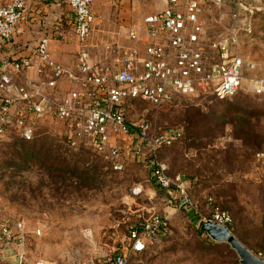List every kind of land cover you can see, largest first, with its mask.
<instances>
[{
	"label": "rangeland",
	"instance_id": "1",
	"mask_svg": "<svg viewBox=\"0 0 264 264\" xmlns=\"http://www.w3.org/2000/svg\"><path fill=\"white\" fill-rule=\"evenodd\" d=\"M200 1H205L208 26L219 35L236 31L241 56L263 74L264 0ZM95 3L103 14H96L89 50L95 63L111 67L132 46L130 27L116 22L117 0ZM74 51L65 66L74 64ZM130 104L126 113L131 123L148 121L157 135L181 133L182 140L162 150L159 160L170 177L181 175L189 182L198 213L179 210L170 195L158 191L149 158L125 152L123 171H114L87 147H69V125L46 119L32 143L0 140V234L8 220L21 222L26 233L23 247L12 243L0 248V264H15L19 252L31 262L97 263L111 257L123 235V226L114 229L116 223L124 217L136 222L140 215L170 218L171 233L130 264H240L230 245L216 243L202 231L210 197L231 216L232 235L252 253L264 252V169L256 159L264 151V95L240 94L223 102L179 99L162 107ZM247 117L245 129L241 121Z\"/></svg>",
	"mask_w": 264,
	"mask_h": 264
},
{
	"label": "built area",
	"instance_id": "2",
	"mask_svg": "<svg viewBox=\"0 0 264 264\" xmlns=\"http://www.w3.org/2000/svg\"><path fill=\"white\" fill-rule=\"evenodd\" d=\"M61 1L75 18V62L70 67L54 61L50 37H43L19 59L0 60V140L31 142L41 121L56 120L71 127L68 137L73 147H87L114 171H123L125 152L149 158L156 187L170 195L179 210L188 208L198 213L189 182L181 175L170 177L166 165L159 160L162 150L181 140V133L157 135L147 121L131 123L126 110L135 101L162 107L179 99L223 102L240 94L263 96L264 73L258 75L256 64L241 56L236 31L227 29L219 35L213 26H208L205 1L168 0L163 11L130 26L127 38L132 46L111 67L95 63L89 50L96 22L93 5L97 0ZM244 1L206 0L217 5ZM28 2L11 0L0 5L1 42L12 40L20 24L27 21ZM256 159L264 169V151L257 153ZM140 192L136 190L134 194ZM206 201L211 210L203 223L230 231L231 216L212 197ZM131 220L124 217L114 226L116 231L123 226V235L108 259L97 263L79 259L63 264H130L171 233L168 217L140 215L136 222ZM37 235H41L40 230ZM25 241L23 224L6 221L0 248L12 243L23 247ZM253 255L264 262V252ZM13 258L15 264H58L31 262L23 252Z\"/></svg>",
	"mask_w": 264,
	"mask_h": 264
},
{
	"label": "crops",
	"instance_id": "3",
	"mask_svg": "<svg viewBox=\"0 0 264 264\" xmlns=\"http://www.w3.org/2000/svg\"><path fill=\"white\" fill-rule=\"evenodd\" d=\"M158 1L160 3L156 5L155 0H117L118 7L115 13L117 24L127 29L148 15L163 11L168 0ZM10 2L11 0H0V5ZM93 13L95 18L96 14H103L98 10V3L93 5ZM27 16V21L20 24L12 40L6 43L0 41V60L19 59L25 56L29 49L34 48L43 37H50V54L53 60L63 65L70 62L73 50L75 54L77 52L75 18L70 8L61 0H29ZM73 36L75 39H72Z\"/></svg>",
	"mask_w": 264,
	"mask_h": 264
},
{
	"label": "water",
	"instance_id": "4",
	"mask_svg": "<svg viewBox=\"0 0 264 264\" xmlns=\"http://www.w3.org/2000/svg\"><path fill=\"white\" fill-rule=\"evenodd\" d=\"M202 231L205 232L212 241L230 245L231 248L236 251L240 259V264H264V262L258 260L251 251L238 241L228 229L207 222L202 224Z\"/></svg>",
	"mask_w": 264,
	"mask_h": 264
},
{
	"label": "trees",
	"instance_id": "5",
	"mask_svg": "<svg viewBox=\"0 0 264 264\" xmlns=\"http://www.w3.org/2000/svg\"><path fill=\"white\" fill-rule=\"evenodd\" d=\"M249 118H250V117H247V118L244 120V122L241 121V125L244 126L245 129H248ZM239 119H240V120H243L242 118H239ZM147 122H148V121H147ZM37 134H38V132H37ZM37 134H36V137H37ZM244 135H245V137H246V136L248 135V133H245ZM36 137H35V139H36ZM35 139H34V140H35ZM15 140H16V141H19V140H17V139H15ZM34 140H33V141H34ZM181 140H182V138H181ZM181 140H180V141H181ZM33 141H31V142H25V143H32ZM66 141H67V144L69 145V147H71L73 150L76 151V150H80V149H81V146L73 147L72 144H71V142H70V140H69V137H68V136L66 137ZM180 141H179V142H180ZM179 142H178V143H179ZM176 144H177V143H176ZM176 144H175V145H176ZM175 145H174V146H175ZM171 148H172V147H171ZM164 150H165V149H164ZM109 166H110V165H109ZM111 169H112V168H111ZM158 191L163 192V191L160 190L159 188H158Z\"/></svg>",
	"mask_w": 264,
	"mask_h": 264
},
{
	"label": "snow or ice",
	"instance_id": "6",
	"mask_svg": "<svg viewBox=\"0 0 264 264\" xmlns=\"http://www.w3.org/2000/svg\"><path fill=\"white\" fill-rule=\"evenodd\" d=\"M138 247H142V246L138 245Z\"/></svg>",
	"mask_w": 264,
	"mask_h": 264
}]
</instances>
